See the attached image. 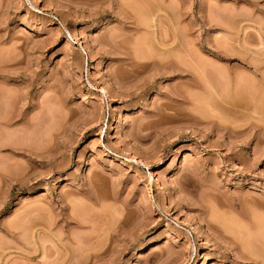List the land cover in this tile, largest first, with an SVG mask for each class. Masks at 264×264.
<instances>
[{"label":"rangeland","instance_id":"374dc122","mask_svg":"<svg viewBox=\"0 0 264 264\" xmlns=\"http://www.w3.org/2000/svg\"><path fill=\"white\" fill-rule=\"evenodd\" d=\"M1 116L0 264H264V0H0Z\"/></svg>","mask_w":264,"mask_h":264},{"label":"bare ground","instance_id":"6f19581e","mask_svg":"<svg viewBox=\"0 0 264 264\" xmlns=\"http://www.w3.org/2000/svg\"><path fill=\"white\" fill-rule=\"evenodd\" d=\"M153 31H154V30H153ZM169 51H170V50H169ZM141 64H142L143 66H146V65H147V64H145V62H143V63H140L139 66H141ZM150 64H151V63H150ZM154 64H155V63H154ZM157 64H160L161 66L164 67V66H166L167 62L161 61L160 63L158 62ZM152 65H153V63H152ZM181 97L183 98V99H182L183 101L188 100V97H185V96H181ZM251 97L253 98V101H254V98H256L255 95H252ZM256 104H257V103H256ZM187 114H188V112L185 114V118H186V115H187ZM181 116H184V115H181ZM187 117H193L192 119L197 118L196 116L194 117V114H192V113H190ZM183 118H184V117H181V119H183ZM5 119H7V118H5L4 116H3V117L1 116V117H0V122H1V123H5V124H7V123L9 122V121H8L9 118H8V120H5ZM171 179H172V177H171ZM160 197L162 198V196H160ZM163 199H164V198H163ZM257 235H258V234H257ZM257 235H256V237H255V236L252 237V238L254 239L255 243L258 242V241H259V242L263 241V238L261 237L262 239H260V236L258 237ZM252 238H251V240H250V237H248V236H247V240H246V238H244V239H245V245H247V246L249 245V246H250V245H251L250 243H251V241H252ZM258 238H259L261 241H260V240L257 241L256 239H258ZM248 239H249L250 241H249ZM254 241H253V242H254ZM259 242H258V243H259ZM262 243H263V242H262ZM263 244H264V243H263ZM258 245H259V244H258ZM139 250H140V249H139ZM139 250H138V251H139ZM102 252H103V251H102ZM256 252H258V251H256ZM261 253H262V252H261ZM257 254H258V253H257ZM257 254H256V255H257ZM103 256H104V255H103ZM95 257L100 258L101 255H100V254H96Z\"/></svg>","mask_w":264,"mask_h":264}]
</instances>
